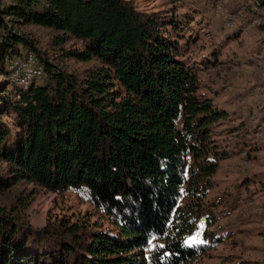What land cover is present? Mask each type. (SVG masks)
<instances>
[{"label":"trees","instance_id":"16d2710c","mask_svg":"<svg viewBox=\"0 0 264 264\" xmlns=\"http://www.w3.org/2000/svg\"><path fill=\"white\" fill-rule=\"evenodd\" d=\"M192 11L0 0V191L21 182L71 191L110 225L71 213L39 229L28 201L0 206V264H192L221 243L207 230L192 241L216 222L207 197L229 156L217 130L227 112L198 76L214 55L193 54L198 40L186 35ZM31 26L59 33L62 60L94 65L80 75L53 62ZM28 51L44 76L25 89L7 78Z\"/></svg>","mask_w":264,"mask_h":264},{"label":"rangeland","instance_id":"374dc122","mask_svg":"<svg viewBox=\"0 0 264 264\" xmlns=\"http://www.w3.org/2000/svg\"><path fill=\"white\" fill-rule=\"evenodd\" d=\"M134 1L141 10L151 12L165 10L174 14L177 9L179 13H185L192 11L190 8L193 7L175 0ZM256 2L229 0L223 9L229 17L238 16L240 11L247 14L243 23L245 33L240 40L237 34L241 31H228L224 18L212 9L192 11V27L186 30V35H193L198 40L192 47L193 54L200 57L214 55L213 68L198 73L202 92L215 100L219 110L227 112V117L217 127L222 136L218 139L222 150L227 147L238 150L231 159L220 163L215 186L207 197V207L213 209L216 222L210 228L202 223L192 240L202 242L207 230L215 232L221 243L192 264H264V142L258 145L260 147L248 150L245 149L248 147L240 149L242 143H238L243 140L252 142L247 136H252L256 130L257 117L264 121V17ZM256 15L262 23L252 26L251 21ZM26 32L32 35L42 51L49 53L53 62L60 63L69 71L82 75L94 65V62L62 60L60 48L53 46L54 36L59 34L54 29L31 26L26 28ZM72 42H67L65 48ZM249 129L251 132L247 131ZM242 191L244 197L240 198L238 195ZM24 200L29 203L25 211L32 225L39 229L44 228L49 220H58L71 213L82 214L93 222L110 226L96 215L91 205L80 201L71 191L60 197L28 182L0 191L2 207H19Z\"/></svg>","mask_w":264,"mask_h":264},{"label":"built area","instance_id":"2783aa9c","mask_svg":"<svg viewBox=\"0 0 264 264\" xmlns=\"http://www.w3.org/2000/svg\"><path fill=\"white\" fill-rule=\"evenodd\" d=\"M178 2H186L187 4L199 8V9H212L216 13V15H220L224 18L225 21V27L228 31H241V34L245 33L244 31V21L247 20V14L243 11H240L238 13V16L236 17H229L225 15V12H223V9L225 8L226 4L229 3V0H175ZM204 7V8H203ZM261 14L264 17V8H260ZM262 17V18H263ZM262 19H260L257 15L254 17V19L251 21L252 26H256L257 24L260 25L262 22ZM44 76V68L37 59L36 55L29 51L26 52L25 56H23L22 59L15 62L14 65L11 67V73L9 77L7 78L11 85L22 87V88H28L30 84L34 80H38L43 78ZM231 90V89H230ZM229 90V91H230ZM244 104V103H243ZM256 123L258 124L257 127H255V131L253 132V135L250 136V139L253 144H263L264 142V121L260 119V117H257ZM240 198L244 197V192H240L238 195Z\"/></svg>","mask_w":264,"mask_h":264},{"label":"crops","instance_id":"0c3cea01","mask_svg":"<svg viewBox=\"0 0 264 264\" xmlns=\"http://www.w3.org/2000/svg\"><path fill=\"white\" fill-rule=\"evenodd\" d=\"M253 10H254V9H253ZM254 13H255V11H254ZM237 33H238V32H237ZM237 35L239 36L238 40H240V39L242 38V36H243V34H241V33H240V34H237ZM230 37H232V36H230ZM243 38H244V37H243ZM242 126H244V125H242ZM247 131H248V132H251V129H249V130H247ZM247 131H246V133H248ZM250 134H251V133H250ZM241 136H243V135H241ZM241 136H240V137H241ZM244 136H245V134H244ZM221 137H222V136H221ZM221 137H220V138H221ZM248 137H249V136H247V139H248L249 141H251V139H249L250 137H249V138H248ZM238 143H242V144L239 145V148H240V149L243 148V147H244V148H245V147H248V148H245L246 150H248L249 148H258V147H260V146H258V145H257V147H256V146L254 147V144H253L252 142H248V141H244V140H243L242 142L239 141ZM252 146H253V147H252ZM239 148H238V149H239ZM226 150H227V152L229 153V156H228L227 159H231V158L233 157V155H236V153H238V150H232L231 147H230V148L227 147ZM230 157H231V158H230ZM227 159H225V160H227ZM225 160H224V161H225Z\"/></svg>","mask_w":264,"mask_h":264}]
</instances>
